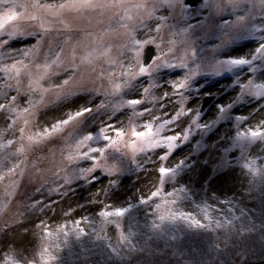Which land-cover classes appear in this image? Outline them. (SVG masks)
Here are the masks:
<instances>
[{"label":"snow or ice","instance_id":"6c2138e0","mask_svg":"<svg viewBox=\"0 0 264 264\" xmlns=\"http://www.w3.org/2000/svg\"><path fill=\"white\" fill-rule=\"evenodd\" d=\"M104 9L118 10L113 18L125 30L126 43L121 45L117 56L112 55L111 45L104 44L106 32L88 33L92 40L83 45V53L77 56L74 46L71 60L65 65L62 44L71 40L73 29L64 24L63 36L56 38L57 44H49L44 62L35 64L36 75L33 76L25 61L35 58L42 42L53 31H60L53 29L41 13L58 19L65 12ZM161 11H167L168 15H159ZM172 20L175 23H170ZM29 23L37 25L39 31L26 30L24 25ZM144 29H147V38H138L137 33ZM165 29H168L166 37L162 35ZM108 30H112L111 24ZM32 39L36 43L12 49L13 42L26 45ZM241 40L257 43L250 58L232 54L236 51L233 46ZM57 48L59 51H55ZM99 59H103L108 68H102L95 80L87 81L86 70L90 68L95 72V62ZM245 67L253 77L264 70V0H151L150 4L149 0H0V74L4 80L0 85V97L4 101L0 102V114H6L8 121L7 127L0 129V183L9 181L0 196V214L15 196L20 183L18 178L24 176L29 163L36 167L34 162L20 157L28 151L37 155L42 147L65 133V147L59 149V161L55 159L54 148L49 149L51 159L37 156L38 160L56 168L53 173L56 187L49 191L62 198L75 191L74 183L93 185L101 176L109 178V187H116L117 180L112 178L123 171L120 164L126 156L129 164H134L141 172H147L149 165L158 164L152 169L157 179L147 186L146 195L138 196V204H107V199L100 197L108 196V188H102L92 193L86 205L69 204L61 208L59 214L56 211L59 201L35 200L24 211L4 219L0 223V264H80L97 248L105 257L104 264H131L134 256L144 257L138 264H158L159 241H164L166 249L172 247L173 257L182 256L183 250L169 242L193 232L213 234L209 250L216 253L223 251L218 243L221 234L225 247L235 248L232 243L235 238L240 242L235 254L240 257L248 253V241L255 233L259 235L260 250L264 253V167L257 166L259 158L245 159L249 147L258 142L264 145V82L257 83L255 78H250L242 83L237 72ZM117 68L119 73L115 71ZM54 69H62L67 78L53 83L59 76ZM24 72L28 75L27 92H21ZM178 73L182 76L172 79ZM223 73L236 77L229 90L239 88V94L230 102L217 103L215 119L204 123L203 105L189 106L198 103L203 92L193 85L198 84L200 78L220 77ZM141 80L148 82V87L143 88V98L124 99L125 95L138 91L134 82ZM45 81L48 87L43 86ZM167 88H171V92ZM12 91L16 95L9 96ZM154 91H159L160 95H154ZM50 94L54 99L49 98ZM224 95H228L227 90ZM22 96L27 97L23 106L20 104ZM109 97L119 99L112 102ZM245 97L248 99L244 106L251 109L247 115H230L237 112ZM81 99L83 103L78 102ZM148 104L152 107H147ZM169 107L174 111L168 112ZM125 112H131L128 124L119 126L123 122H117V116ZM145 116L149 118L139 123ZM252 119H256V124L244 127ZM233 120L234 135L226 136L220 145V162L223 166L231 165L234 159H244L238 166L246 170L250 179L243 195L255 201L259 211L241 207L235 195L229 198L213 193L197 200L189 184L180 182L181 174L193 167L188 160L181 158L173 165L166 163L190 141L193 129L207 132L219 121L231 123ZM19 121L22 126L17 127ZM185 121L187 127L177 130ZM101 144L103 146H98ZM199 148L197 142L196 149ZM230 148L240 149L238 159L235 156L224 159ZM158 150L162 154L153 160L152 155ZM110 160L116 163L110 164ZM83 163L91 166L81 167ZM89 205H99V210L91 215L75 214L85 211ZM141 207L143 223L138 216L131 215L134 209ZM37 210L43 215L52 213V218L60 222L52 225L43 219L32 221L31 216ZM110 226L116 232L115 243L107 234ZM85 239L92 248L85 245ZM241 264H248L247 259Z\"/></svg>","mask_w":264,"mask_h":264},{"label":"rangeland","instance_id":"374dc122","mask_svg":"<svg viewBox=\"0 0 264 264\" xmlns=\"http://www.w3.org/2000/svg\"><path fill=\"white\" fill-rule=\"evenodd\" d=\"M48 2H54V0H48ZM151 0H149V4ZM118 10L116 9H104V10H84L80 13L76 12H65L58 19L53 18L45 13H41V16L46 21L50 22V26L53 29H57L60 31H53L48 38H46L42 42V47L40 52L35 56V58H30L26 60L25 63L30 65V71L33 76L36 75L35 64H42L45 59V53L48 52L49 44L55 45L58 43L56 39L58 36H63V28L64 24L70 25L73 29L72 38L67 44H62L63 47V59L65 61V65L68 61L71 60L73 47H76L77 56L81 55L84 51L83 45H86L88 42L92 40V36H88V33L92 34H101L107 33L104 35V44L112 46V55L117 56L119 54L121 45L126 43V37L124 36V29L120 27L116 23V19L113 18V13ZM159 15H168L167 11H161L158 13ZM178 12L176 16L178 17ZM229 19H234V17H229ZM61 21L63 23H61ZM170 23H175V20L170 21ZM257 25H260L259 18L256 21ZM109 24L112 25V30H108ZM131 26V25H130ZM152 27L155 26L154 22L151 24ZM24 28L29 31H39L37 25L32 23L25 24ZM147 29L139 31L137 33L138 38H147L146 37ZM168 29H165L162 32V35L167 36ZM77 42H80L78 45ZM218 43V41H216ZM36 43L35 39L29 40L27 44L20 43H12V49H17L25 46H30L31 44ZM257 43L255 41L241 40L233 47L236 49L233 52V55H244L250 58V53L257 47ZM11 49H6V51H10ZM55 51H59V49H55ZM54 55V53H53ZM225 58V57H221ZM128 58H126L127 61ZM6 63H12L11 60H6ZM96 71L93 72L91 69H87L85 76L87 81H92L96 79L97 74L100 72L102 68L107 69L108 65L105 63L103 59H99L96 62ZM110 70V69H109ZM54 71L59 72V76L56 80L53 81L59 82L62 79L67 78L62 69H54ZM117 73H119V68L115 69ZM237 74L241 77V82L246 83L247 79L255 78L257 83L264 82V70L258 71L253 77L245 67L242 72H237ZM182 76V73H178L173 76L172 79H179ZM235 76L231 73H223L220 77H207L200 78L198 84H194L193 87H198L203 90L200 95L199 102H193L190 104V107H198L199 105H203L208 102V104L204 107V112L206 115L203 116L202 122L210 123L216 117V108L215 105L217 103H227L230 102L233 97L239 94V88L235 91L229 90V85L232 84L235 80ZM4 83L2 78V74H0V85ZM13 85L15 82H12ZM105 86H108L107 80L103 82ZM136 89L138 91H133L128 95L124 96V99L129 98H143V88L148 87L147 81H139L134 82ZM28 75L26 72L21 75V92H27L28 90ZM44 87H48V82H43ZM168 92H171V88L166 89ZM228 91V95H224L225 91ZM203 93H211L210 96H205ZM154 95L159 96V91H154ZM16 95L15 91L9 93V96ZM38 98V96H37ZM49 98L54 99L53 96H49ZM27 97L22 96L20 98V104L23 106ZM100 99H104L101 97ZM109 100L112 102H117L119 98L109 97ZM247 97H245V101L241 103V106L238 107L236 113H230V115L235 114H244L247 115L248 111L251 109L245 107L244 104L247 101ZM0 102H4L3 98L0 97ZM83 103L81 99L78 101ZM107 102V101H106ZM99 103V100L96 101ZM264 103V101H262ZM147 107H152L151 104L146 105ZM95 107V105H93ZM43 109H41L42 111ZM168 112H173L174 109L169 107L167 108ZM160 113L157 112V115ZM131 115V112H125L122 115L117 116V122L122 121L123 124L119 126H126L128 124V118ZM106 119V117H101ZM149 117L145 116L143 119L139 121V123H143L144 120ZM257 117L256 119H259ZM256 119H252L248 124H245L244 127L254 126L256 124ZM39 122V121H35ZM99 123V119L97 120V124ZM187 121L180 125V128L177 130H183L187 127ZM8 121L6 119V114H0V129H5L7 127ZM22 126V121L18 122L17 127ZM235 129V121L233 120L231 123L227 121H219L212 129L207 132H201L196 129H193L192 136L190 137V141L184 145L182 148L178 149L177 152L170 158L166 163L173 165L179 159L184 158L188 160L189 165H192V169L190 171H185L181 174L180 182L184 184H189V186L195 191L197 194V200L204 196H211L215 193L218 197L222 195H226L231 198L232 195L237 197L236 202L240 204L241 207L245 208H257L259 211L258 205L255 201L250 200L249 197L243 195L244 192L248 189V180L250 179L249 174L246 170L242 169L238 165L243 164L244 159L233 160L231 165L224 164L221 165V152L222 149L220 145L225 140L226 136L234 135ZM171 134V133H169ZM66 133L63 136H58L47 146L42 147L41 151L37 155H33L31 151L25 153L24 156L20 157V159L27 158L29 161L34 162L36 167H33V163H29L27 168L24 171V176L22 178H18L20 183L19 187L16 191L14 197L11 198L8 207L5 212L0 214V223L3 222L4 219H8L13 216L15 213L24 211L26 206L32 203L35 200H42L45 202L50 201H59V204L56 206V211L59 214L61 208H67L69 204L75 207L77 204L86 205L87 202L92 199V193L98 191L102 188H108V196L100 197L101 199H107L105 202L107 204H112L114 206H125V204L131 202L133 204H138V196L141 194L146 195L149 191L147 187L152 181L157 179L155 172L152 171L154 167H158L156 165H149L147 172H141L134 164H129V159L126 156L122 163L120 164L123 171L120 173L118 177H113L112 179L117 180V186L114 188L109 187V178L101 176L97 183L93 185L88 184H80L79 186L75 183L73 184V188L75 191L73 193H69L66 198H62L59 195L51 193L49 191L50 188H55L56 184L53 181L56 179L53 173L56 168L53 167L50 163L42 162L38 160L39 157H48L51 159V152L49 149H55L56 155L55 159L57 161L60 160L61 154L59 149L61 147H65L64 141L66 138ZM19 133L17 131L16 138L18 139ZM11 138V137H10ZM197 142L200 143V148L196 149ZM230 145V142H229ZM18 146V145H17ZM97 146V145H94ZM98 146H103L98 145ZM264 145L259 142L249 147L245 153V159H257V166L264 167V152H261V148ZM15 148H13V151ZM235 152L237 159L240 156L239 148H230L228 153L224 154V159H232L233 156L231 154ZM66 154V153H65ZM162 154L159 150L156 154L152 155V159L156 160L158 155ZM110 164L116 163V161H109ZM62 167V165H59ZM90 163H83L81 167H90ZM100 176V174H97ZM9 181L5 180L3 183H0V196L3 195L4 185ZM62 183V181H61ZM43 186V187H42ZM37 189H42L41 191H37ZM65 191H67L65 189ZM99 205H89L85 211H77L75 214L79 215H91L92 213L98 211ZM28 211H31L30 209ZM133 216H138L140 218L141 223L144 220V209L141 207L139 210L134 209L131 213ZM19 218V217H17ZM255 218V217H254ZM32 221L38 222L39 219H43L52 225L60 222L57 219L52 218V213H47V215H43L37 210L31 216ZM128 219H125V225L127 226ZM259 222V221H257ZM32 226V225H29ZM107 234L111 237L113 242L116 240V232L113 227H109L107 229ZM213 234H205L200 232L193 233H185L183 239H179L175 242H169L173 244L176 248L183 250L182 256H172V247L165 248L164 241L158 242V247L160 249V255L156 257V260L159 264H197L194 263L192 259H187L186 257H193V254H188V250L196 249L195 245L206 246L204 245L207 241L208 244L213 242ZM85 245L89 248H92L93 245L85 239ZM220 245L223 246L222 254H226L228 258V263H220L217 262V255L212 256L211 252L209 254H203L202 260L207 261L208 264H241V261L247 259L248 264H264V253L260 250L259 244V235L253 234L251 239L248 241L249 251L245 257L237 256L235 253L240 249V242L236 241L233 238L232 243L236 245V247H232L229 245L225 247L223 234L220 236V240L218 241ZM154 247L157 246V243L154 242ZM198 250H200L198 248ZM197 250V253H198ZM202 251V250H201ZM2 254V253H0ZM201 255V253L199 252ZM67 259V253L63 254ZM192 255V256H191ZM222 256V255H221ZM212 257L213 260H209L207 258ZM144 257L142 256H134L131 264H138V261H142ZM190 261V263L188 261ZM105 257L100 255V249L97 248L95 253H89L88 259L86 261H81L80 264H104ZM107 264H114V262H107Z\"/></svg>","mask_w":264,"mask_h":264},{"label":"trees","instance_id":"16d2710c","mask_svg":"<svg viewBox=\"0 0 264 264\" xmlns=\"http://www.w3.org/2000/svg\"><path fill=\"white\" fill-rule=\"evenodd\" d=\"M210 244L211 243H209L208 244V241L204 244V245H206V246H197V245H195V247L197 248V250H198V248L200 249V250H198V253H197V250L194 248V249H192V250H188L189 251V253L188 254H193V257H186L187 259H192L193 260V262L194 263H197V264H208L207 263V261H205V260H202L201 258H202V256H203V254H209L208 252H211L212 253V256H215V255H217V262H220V263H228V258H227V255L226 254H222V252H220V253H216V252H214V251H210L209 250V246H210ZM219 245H220V243H219ZM220 248L221 249H223V246L222 245H220ZM202 250V251H201ZM199 252L201 253V255L199 254ZM222 255V256H221ZM192 256V255H191ZM186 259V261H188ZM207 259H209V260H213L212 259V257H210V258H207ZM188 262H190V261H188Z\"/></svg>","mask_w":264,"mask_h":264},{"label":"water","instance_id":"95a60500","mask_svg":"<svg viewBox=\"0 0 264 264\" xmlns=\"http://www.w3.org/2000/svg\"><path fill=\"white\" fill-rule=\"evenodd\" d=\"M207 104H208V102H206V103L204 104L203 108H204ZM235 155H236L235 152H233V153L231 154V156H235Z\"/></svg>","mask_w":264,"mask_h":264},{"label":"crops","instance_id":"0c3cea01","mask_svg":"<svg viewBox=\"0 0 264 264\" xmlns=\"http://www.w3.org/2000/svg\"><path fill=\"white\" fill-rule=\"evenodd\" d=\"M190 263V262H189Z\"/></svg>","mask_w":264,"mask_h":264}]
</instances>
